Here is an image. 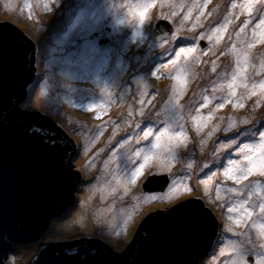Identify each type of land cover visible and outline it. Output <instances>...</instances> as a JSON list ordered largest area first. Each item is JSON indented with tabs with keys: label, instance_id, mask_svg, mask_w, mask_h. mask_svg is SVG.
<instances>
[{
	"label": "rangeland",
	"instance_id": "obj_1",
	"mask_svg": "<svg viewBox=\"0 0 264 264\" xmlns=\"http://www.w3.org/2000/svg\"><path fill=\"white\" fill-rule=\"evenodd\" d=\"M146 2L147 0H0V27L9 22L12 31L20 33L35 48L33 55L36 59L33 67L37 69H35L34 80L26 88L27 93L16 108L26 114H39L42 120L53 124L62 134L66 135L68 141H72L74 150L68 163L72 172L80 176V181L76 184L73 194L74 204L70 205L61 217L49 221L45 234L37 242L15 244V248L10 251L8 264H30L39 247L44 244L63 241L74 243L84 239L103 240L107 253L119 254L123 258L139 225L149 215L158 211H167L187 199L197 198V193L201 197L199 199L211 210L217 221L214 241L202 264H223L229 258L219 255L225 239L233 238L230 233L224 231V226L229 223L226 208L219 207L221 202L215 200L214 192L212 200L209 201L203 198V186L197 187L199 179L207 175L209 171H217V167L201 170L203 163L200 164V161L196 166L201 167L193 171L188 181L194 189L193 193L181 195L171 202L141 203L124 231L122 245H120L121 242L110 238L104 231V233L97 232L98 236L92 235L96 237L86 236L89 232L85 229L95 227L96 224L81 223L76 220L77 217H81L82 213L91 211L85 208L86 201H89V205H94V208L97 207L95 194L98 190L96 187L104 180L111 179L108 173L115 168V164L110 163L108 171L105 172L104 161L117 147V142L132 131L131 128L125 130L123 127L124 121L128 120L129 111L135 115V120H138L142 126L148 123H151L154 128L163 126L164 113L162 110L172 96L174 72L171 66L164 68L161 65L174 58L175 50L190 43L200 32H206L216 24L222 23L231 0H211L204 10L205 15L201 17L204 27L188 31L191 24L195 22L197 12L194 11L192 17L184 22V28L177 33L175 41L171 40L170 36L176 28L180 27V21L193 0H155L154 6L149 9L147 19L141 27L138 17ZM198 3L203 4V0H198ZM170 4H183L184 7L177 10L176 16L164 19L162 17L169 16L171 11L176 10L170 8ZM234 11L239 12V9ZM39 12L40 19L33 22L35 16L38 18ZM208 13L212 15L209 16ZM244 19V15H240L239 20L234 19L233 23L228 26L221 44L207 56L202 55L200 63L194 65L187 91L180 100L183 106L182 114L185 117L182 123L190 139L186 148L178 149L179 162L175 163L170 174H156L154 167L145 170L129 194L122 198L124 203L133 201V196L142 197L151 192L143 189V184L149 176L168 175L170 179L171 175L180 176L187 171L188 157L191 159L195 157V149L201 148L200 141L207 139V132L211 130L210 125L208 129L197 135L189 119L190 110L191 115H195V109L203 102L204 95L221 97L226 94L225 91L219 89L218 83L223 79L222 73L230 74L234 68V57L229 49L236 40L234 33ZM159 21L168 22L173 29L167 37V43H164L162 47L160 46L162 41L158 37H163L165 32L156 34L155 38L152 36L153 29ZM251 28L250 24L245 30L249 37ZM207 46L206 40L200 41V47ZM222 52L225 54L221 55ZM262 58H264V45L258 44L250 50V60L258 66ZM212 61H216V72L211 70ZM133 66L136 67L133 68ZM251 72L254 70H249L250 82L259 80V77ZM122 80L125 92L120 98H113V82L116 84L117 81ZM66 82L74 84L76 88L71 89L72 85L67 86ZM213 87H217L215 92H213ZM244 93V89L238 90V95ZM70 95L75 97L69 98ZM123 96L129 102L127 105L121 100ZM39 97L50 101L49 103L46 101L47 105H41L38 101ZM217 102L219 101L214 100L208 108L201 111L207 114ZM257 102L261 108L264 107V98L261 96L246 98L244 108L237 111L231 104H228L223 110L213 112L214 119L211 124L221 123V117H223V128L229 116L237 120L248 117L254 109H259L256 107ZM95 105L106 107L101 119H96L97 109L89 110ZM141 109L144 112L143 117L139 115ZM86 120H90L88 121L89 126L79 124L81 121L82 124H86L84 122ZM113 122L122 125L121 128L115 129L114 137ZM243 127L240 131H243ZM101 130H103V135L96 139L97 133ZM234 134L235 130L227 135L222 130L216 133L204 146L203 154L199 151L200 159L202 156L205 157L202 158L203 160L211 159L210 153L214 150L216 142ZM100 140L102 141L99 142ZM145 143L141 141V145ZM141 145H135L133 142L134 147ZM101 149H103L102 152ZM230 153L231 149L221 155L220 168L223 167L224 160ZM93 160L95 167L89 165V162ZM219 174V178L225 183L222 173L219 172ZM226 184L234 186L230 181ZM166 190L167 187L164 191ZM60 227L66 228V234H63L61 230L58 233ZM238 231H243V229H238Z\"/></svg>",
	"mask_w": 264,
	"mask_h": 264
},
{
	"label": "snow or ice",
	"instance_id": "obj_2",
	"mask_svg": "<svg viewBox=\"0 0 264 264\" xmlns=\"http://www.w3.org/2000/svg\"><path fill=\"white\" fill-rule=\"evenodd\" d=\"M210 2L211 0H203V4H199L198 0H193L180 21V27L171 34L170 39L177 40V33L184 28V22L192 17L194 11L197 12L195 22L191 24L188 31H195L198 27L203 28L201 17L205 15L204 10ZM154 4L155 0H147L143 4L138 17L141 27L147 19L149 9ZM169 7L176 10L171 11L169 16L162 18L169 19L171 16H176L177 10L183 9L184 5L170 4ZM236 9H239V12H235ZM208 15L210 16L212 13H208ZM240 15H244L245 19L234 33L236 40L229 49L230 54L234 57V68L230 74L222 73L223 79L218 83L219 89L225 91L226 94L221 97L204 95L202 97L203 102L195 109V115H191L190 110L189 119L192 121L197 135L211 125V130L207 132V139L200 141L202 154L204 146L216 133L222 130L227 135L235 130V134L231 137L216 142L214 150L210 153L211 159H206L201 170L209 169L211 164H220L221 153L231 149V153L224 160L223 167L217 171H209L198 181L199 185L203 186V198L211 201L214 192L215 200L221 202L219 207L226 208L228 214L229 223L224 226V231L230 233L233 238H226L220 248L219 255L229 257L223 264H264V118L253 116L237 120L229 116L227 124L223 128V117H221V123L211 124L214 119L213 112L223 110L228 104H231L233 109H242L245 106L246 98L251 96L264 98V58L260 60L258 66L250 60V50L257 47L258 44L264 45V0H231L222 23L216 24L206 32H200L190 43L175 50L174 58L161 65L164 68L171 66L174 72L172 96L162 110L164 113L163 126L154 128L151 123L142 126L141 123L137 122L133 127L131 120H126L124 126L133 130L117 142V147L104 161L105 172L108 171L110 163L115 164V168L108 173L111 179L107 181L105 186H101L97 190L115 195L118 189H123L122 199L137 184L145 170L154 167L156 174H170L172 172L173 166L180 159L178 149L186 148L190 139L182 123L185 117L182 114L183 106L180 104V100L187 91L194 65L200 63L202 55L207 56L209 52L221 44L228 26L233 23L234 19L239 20ZM250 24L252 28L249 37L245 30ZM167 37L168 33H165L163 37H158L162 41L161 47L167 43ZM201 40H206L208 46L200 47ZM224 54L221 53V55ZM216 67V61H212V72H216ZM250 69L254 70L255 76H258L259 80H251L250 82L248 75ZM157 78L159 77L157 76ZM241 88L245 90V93L238 95V90ZM216 90L217 87H213V92ZM214 100L219 102L215 103L214 108L210 109L207 114H204L201 110L208 108ZM141 103L143 104V100ZM259 106L260 104L257 102L256 107ZM93 109H97L96 119H101L106 111L104 105H95L89 108V110ZM132 115L133 113L129 111L128 116L132 117ZM139 115L144 116L142 109ZM113 123L114 137L116 135L115 129L121 128L122 125ZM242 126H244L243 131H240ZM101 135H103V130L97 133L96 139ZM245 137L248 139H243ZM142 140L146 142L144 145H141ZM49 142L55 143L52 140ZM133 142L135 145L141 146L134 147ZM100 151L102 152L103 149ZM89 165L95 167L94 160L90 161ZM194 166L195 160L190 159L186 162L187 171L183 175H171L166 191L149 192L142 197L133 196L132 199L136 201L135 205L127 211L121 210L119 213V224L116 225L117 235L126 230L141 203L171 202L181 195L192 194L194 189L188 181ZM217 172L222 173L225 183L213 185V178ZM228 181L234 186H226ZM113 182L115 186L109 187L108 185H112ZM199 198L201 197L197 193V199ZM108 211H111V207ZM172 214H189L194 217L202 215L200 206L194 203L182 204L173 209V213L169 215ZM97 219L99 220V217ZM150 219L159 218L152 217ZM237 229H243V231H237Z\"/></svg>",
	"mask_w": 264,
	"mask_h": 264
},
{
	"label": "water",
	"instance_id": "obj_3",
	"mask_svg": "<svg viewBox=\"0 0 264 264\" xmlns=\"http://www.w3.org/2000/svg\"><path fill=\"white\" fill-rule=\"evenodd\" d=\"M172 30L168 22L159 21L152 36L165 32L169 37ZM34 50L20 33L12 31L9 22L0 27V264H8L15 244L38 241L49 221L74 204L75 186L80 181L68 163L74 150L72 141L57 128L52 130L53 125L39 114L16 108L34 80ZM169 181L168 175L149 176L143 189L163 192ZM190 203L200 206L202 215H169ZM216 227L215 216L204 202L190 198L149 215L123 258L107 253L103 240L84 239L75 244H44L30 264H202Z\"/></svg>",
	"mask_w": 264,
	"mask_h": 264
},
{
	"label": "bare ground",
	"instance_id": "obj_4",
	"mask_svg": "<svg viewBox=\"0 0 264 264\" xmlns=\"http://www.w3.org/2000/svg\"><path fill=\"white\" fill-rule=\"evenodd\" d=\"M39 2H41V1H39ZM6 3H7V1H6ZM38 14H39L38 18L35 16V20H33V22H36L37 20L40 19V12ZM24 44H26V43H24ZM34 63H35V60H34ZM135 67L136 66H133V68H135ZM251 73L254 74V72H251ZM66 83H68V84H66L67 86H71L72 85L71 86V89L76 88L74 86V84H71L70 82H66ZM124 92H125V90L123 89V80L120 81V82L117 81L116 84H114V82H113V89H112L113 98H120L123 95ZM71 97H75V96L74 95H70L69 98H71ZM121 100L125 103V105H127L129 103V102H127V100H125L124 96L121 98ZM38 101H39V103L41 105H47L46 101L49 103L50 100L49 99L42 100V98L39 97V100ZM125 108H123V110ZM237 110H239V109H235V111H237ZM229 112H230V110H229ZM68 115H69V113H68ZM253 116H255L256 118H264V107L261 108L259 106V109H255V111L253 110V112L251 113V115L248 116V117H253ZM136 118H138V117H136ZM129 119L131 120V122L133 124V127H134L135 123L139 122L138 120H135V115L134 114L132 115V117H129L128 116V120ZM88 121H90V120L84 121V122H86V124L85 123L82 124V121L79 122V124H81L83 126H86V125L89 126V122ZM73 126L75 127V125H73ZM123 127H124L125 130H127L129 128V127L124 126V123H123ZM51 129L54 130L55 128H51ZM131 130H133V129L131 128ZM101 141L102 140H100L99 142H101ZM109 149H110V147H109ZM195 150H196V153H195L196 155H195L194 158H192V160H195V166L191 170L190 176L192 175V173H193V171L195 169H199V167H201L200 165L199 166H196V164L198 163V161H200V164H202V163H204L206 161V160H203L202 159V158H205V157L202 156V158L200 159V157L198 156V153L200 151V148H197ZM196 157H198V159H196ZM188 158L189 159H187V161L191 159L190 157H188ZM208 159H210V158H208ZM221 165H222L221 163L220 164H211L210 165V168L211 167H217V169H220ZM219 175L220 174L218 172L217 175L213 178V185H215L217 183H223L222 180L219 178ZM105 179H107V178H105ZM109 180L110 179L104 180L96 188L97 189H100L101 186H105L106 183H107V181H109ZM108 186L109 187H114L115 184L113 182L112 185H108ZM226 186H230V185L226 184ZM197 187L200 188V185L197 184ZM122 192H123V189H118V191L115 193V195H109L106 191H99L98 190V192L95 194V197L97 198V201H96L97 207L96 208L93 207L94 205L93 206L89 205L90 204L89 201H86V206L87 207L85 206V208H87V211H89V210H91V211H89L88 213L84 212V213H82L80 215L81 217H77L76 218V220L77 221H80L81 223H92V224H96L95 227L93 226L91 228H88V229L86 228L85 229L86 231L89 232V233H86V236L96 237V236H98V235H96L97 232H102V233L106 232V234L108 236H110V238H113L117 242H121L120 245H122L124 243V241H123V238H124L123 234L125 232L121 233L120 235H117V230L118 229H117L116 225L119 224V213L121 212V210L127 211L128 209L132 208L135 205L136 201H134V200L132 201L131 200V201L127 202V203H124L122 201V199H121ZM110 207H111V211H108V209ZM98 217H99V220L97 219ZM60 230L62 231L63 234H66V232H67L66 231V228H63V227H60L58 229V233L60 232ZM237 231H238V229H237ZM92 235H96V236H92ZM121 239H122V241H119ZM30 243H34V242H30ZM40 248H41V246L39 247V249Z\"/></svg>",
	"mask_w": 264,
	"mask_h": 264
},
{
	"label": "trees",
	"instance_id": "obj_5",
	"mask_svg": "<svg viewBox=\"0 0 264 264\" xmlns=\"http://www.w3.org/2000/svg\"><path fill=\"white\" fill-rule=\"evenodd\" d=\"M51 125H53V124H51ZM52 127H54V128H56L54 125L52 126ZM60 131V130H59ZM61 132V131H60ZM64 135V134H63ZM65 136V135H64ZM68 139V138H67Z\"/></svg>",
	"mask_w": 264,
	"mask_h": 264
},
{
	"label": "clouds",
	"instance_id": "obj_6",
	"mask_svg": "<svg viewBox=\"0 0 264 264\" xmlns=\"http://www.w3.org/2000/svg\"><path fill=\"white\" fill-rule=\"evenodd\" d=\"M134 15V14H133ZM127 24V23H126ZM128 25V24H127ZM129 27H131L130 25H128ZM31 85V84H30ZM76 242V241H75Z\"/></svg>",
	"mask_w": 264,
	"mask_h": 264
}]
</instances>
